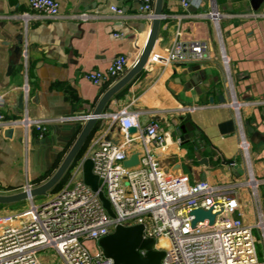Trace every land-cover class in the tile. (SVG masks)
<instances>
[{"label": "crops", "instance_id": "crops-1", "mask_svg": "<svg viewBox=\"0 0 264 264\" xmlns=\"http://www.w3.org/2000/svg\"><path fill=\"white\" fill-rule=\"evenodd\" d=\"M59 1L61 15L47 17L34 11L29 0H0V114L8 121L78 118L48 126L43 138L20 124L0 126V196L38 188L55 176L87 123L81 117L91 115L115 83L95 85L86 74L107 69L122 54L131 69L149 39L153 21L141 15L138 0ZM112 6L123 9V15L117 16ZM81 12L92 16H70ZM212 12L219 13L216 20ZM177 40L188 47L202 45L205 57L169 60ZM195 74L200 76L197 87L190 82ZM232 93L251 144L252 169L264 182V1L255 10L251 0H195L187 9L180 0H164L158 37L144 68L111 99L105 112L126 109L139 114L143 125L157 122L168 134V144L163 149L149 146L167 173L186 176L191 184H233L246 176L238 134L222 135L219 130L220 124L236 118L227 104ZM188 121L196 127L189 139L178 134ZM108 127V120L98 121L77 160ZM121 136L113 126L107 137L118 143ZM142 152L141 141L132 144L131 156ZM67 177L68 172L61 188ZM237 196L240 213L252 225L248 218L255 208L248 189L237 190ZM28 207L27 200L7 204L0 214L23 213ZM39 259L57 264L46 252H40Z\"/></svg>", "mask_w": 264, "mask_h": 264}, {"label": "built area", "instance_id": "built-area-1", "mask_svg": "<svg viewBox=\"0 0 264 264\" xmlns=\"http://www.w3.org/2000/svg\"><path fill=\"white\" fill-rule=\"evenodd\" d=\"M141 15L153 21L156 0H138ZM195 0H180L188 8ZM30 7L47 17L61 15L59 0H29ZM117 16L123 9L112 6ZM213 19L218 12L210 13ZM24 16H29L25 14ZM86 20L91 14L81 12L70 15ZM122 37L123 33H115ZM202 45L188 47L177 40L168 52L169 60L196 61L204 58ZM223 62L228 59L223 54ZM128 57L116 56L105 70L91 71L86 78L95 85L116 82L128 71ZM236 112V132L245 166V180L233 184L212 185L208 181L189 183L186 176H174L161 167L152 154L150 144L163 149L168 144V134L160 130L157 122L143 125L139 114L126 109L118 113H107L99 121L108 120L109 127L103 130L96 143L85 156L76 159L68 171L66 182L53 195L49 193L43 202L37 203L30 196L28 209L23 213L0 214V264H42L39 253L54 250L65 264H114L102 250L92 254L85 241L98 242L102 237L115 232L118 226L144 225V238L156 240V248L166 253L162 264H264L258 259L257 228L264 239V182L252 169L251 144L239 118L240 103L232 93L227 103ZM3 107L0 101V109ZM91 115L82 116L86 122ZM77 117H59L32 120L24 117L19 121H8L0 114V126L20 124L27 131L35 129L43 138L48 126L68 123ZM118 126L121 140L116 145L104 143L102 136L112 133ZM134 128L135 133L129 130ZM141 141L143 152L139 165L131 168L124 162L131 157L133 143ZM182 141L178 140V144ZM97 144V148H96ZM87 159L93 162V173L99 177V191H94L84 182L83 165ZM236 163H231L235 166ZM248 189L255 208L256 224L245 222L240 213L241 201L237 190ZM100 192L108 199L114 216L110 215L100 198ZM212 210L215 223L206 219L193 226L191 211ZM159 241H161L159 243ZM145 255V251H140Z\"/></svg>", "mask_w": 264, "mask_h": 264}, {"label": "water", "instance_id": "water-1", "mask_svg": "<svg viewBox=\"0 0 264 264\" xmlns=\"http://www.w3.org/2000/svg\"><path fill=\"white\" fill-rule=\"evenodd\" d=\"M264 0H251V5L253 9L257 10L260 8ZM163 5L164 0H156L155 4V17L153 19L151 32L147 45L140 57V59L127 71V73L116 81L100 98L96 109L91 114V117L87 121L81 135L79 136L77 142L65 158L63 164L59 168L55 176L49 180L46 184L30 190L31 198L36 199L40 196H47L51 190H53L64 178V176L69 171L70 167L74 161L78 158L83 147L89 140L91 133L93 132L95 126L97 125L99 118L107 110L108 104L111 99L125 86H127L144 68L152 48L157 40L161 19L163 16ZM196 69H199L197 66ZM191 84L198 86L200 82V76L195 74L191 78ZM213 99H211L212 101ZM226 99H222L225 102ZM195 125L191 121L183 123L179 129V135H186L189 139L195 136ZM219 130L222 135L234 133L236 131V121L231 119L219 125ZM130 133H135L136 130L131 128ZM189 132V134H188ZM252 133V130L249 129ZM104 143L111 142L116 145V141H111L107 136H102ZM97 148V145H96ZM98 149V148H97ZM139 165V155H132L129 160L124 162V166L127 168L135 167ZM83 175L85 184L89 185L94 191H99V177L93 173V162L91 159H87L83 165ZM29 194L24 191L20 194L13 196H0V204H13L17 202H22L28 200ZM100 198L104 203L105 208L110 215L114 216L111 209V204L108 199L100 192ZM191 216L194 217L193 226H196L198 222H203L206 219L210 221V224L215 223L216 215L212 213V210L196 209L191 211ZM144 225L137 226H118L110 235L102 237L98 241V246L103 252V255L107 259L113 260L114 264H162L166 253L163 250H158L156 248V240L153 238H144ZM140 251H145V255L142 256Z\"/></svg>", "mask_w": 264, "mask_h": 264}, {"label": "rangeland", "instance_id": "rangeland-1", "mask_svg": "<svg viewBox=\"0 0 264 264\" xmlns=\"http://www.w3.org/2000/svg\"><path fill=\"white\" fill-rule=\"evenodd\" d=\"M46 199V196H40L36 198V202L40 203V201H44ZM264 203V200H263ZM3 207H7V205L4 204H0V208ZM264 208V207H263ZM251 223H253L252 225L256 224V217L254 215V213H251V215H249V218ZM253 234L256 238V248H257V254H258V259L260 262H264V239L261 236V233L259 232V230L257 228H255L253 230ZM161 241H159L160 243ZM85 246L90 250V252L92 254H95L97 252H100V247L98 246V242L96 241H85ZM44 253L46 252V254L52 256L55 261L57 262V264H65V262L63 261V259L52 249H48V250H44ZM41 251V253H43ZM40 254V253H39Z\"/></svg>", "mask_w": 264, "mask_h": 264}, {"label": "trees", "instance_id": "trees-1", "mask_svg": "<svg viewBox=\"0 0 264 264\" xmlns=\"http://www.w3.org/2000/svg\"><path fill=\"white\" fill-rule=\"evenodd\" d=\"M61 184H62V183H59V184L54 188V190H55V191H58V190L61 188Z\"/></svg>", "mask_w": 264, "mask_h": 264}]
</instances>
